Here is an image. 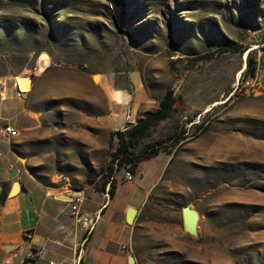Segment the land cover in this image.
<instances>
[{
    "label": "rangeland",
    "instance_id": "1",
    "mask_svg": "<svg viewBox=\"0 0 264 264\" xmlns=\"http://www.w3.org/2000/svg\"><path fill=\"white\" fill-rule=\"evenodd\" d=\"M166 89L178 110L133 149L163 139L155 163L171 155L140 214L138 264H264V0H0V124L18 131L0 142V191L11 166L51 192L107 194L124 113L143 118Z\"/></svg>",
    "mask_w": 264,
    "mask_h": 264
},
{
    "label": "crops",
    "instance_id": "2",
    "mask_svg": "<svg viewBox=\"0 0 264 264\" xmlns=\"http://www.w3.org/2000/svg\"><path fill=\"white\" fill-rule=\"evenodd\" d=\"M160 154L143 161L131 180L116 177L112 198L105 193L84 198L80 212L99 218L83 244L84 228L74 221L71 202L60 197L72 196L74 191L51 192L18 169L15 179L20 191L0 202V264H128L129 254L138 264L134 247L137 231L144 225L140 214L171 157L164 154L157 164ZM11 169L2 172L7 188L13 182ZM152 170V178L144 183ZM129 207L137 210L132 224L125 219Z\"/></svg>",
    "mask_w": 264,
    "mask_h": 264
},
{
    "label": "trees",
    "instance_id": "3",
    "mask_svg": "<svg viewBox=\"0 0 264 264\" xmlns=\"http://www.w3.org/2000/svg\"><path fill=\"white\" fill-rule=\"evenodd\" d=\"M217 49L218 52L223 53L228 50H238L239 47L237 45H227L218 47ZM200 58L202 57H196L193 59L198 60ZM255 69L256 62L254 58L248 57L244 76H254ZM177 100H179V98L174 96L173 90L166 89L154 111L148 113L143 118L136 120L135 124L130 125L125 130L116 132L118 146L111 154L110 161L107 165L108 178L102 180L101 183V189H104L109 183V188L107 190L109 198H112L115 195L118 180L114 177V172H116L118 168L128 167L134 176L137 170L141 167L143 161L157 156L161 151H168L166 143L168 140L163 139L146 143L138 152H134L133 149L148 136L152 128L178 110ZM174 137L173 143L178 144L180 141V135L174 134ZM3 189L5 190V194L0 202L6 197L7 186L3 185Z\"/></svg>",
    "mask_w": 264,
    "mask_h": 264
},
{
    "label": "water",
    "instance_id": "4",
    "mask_svg": "<svg viewBox=\"0 0 264 264\" xmlns=\"http://www.w3.org/2000/svg\"><path fill=\"white\" fill-rule=\"evenodd\" d=\"M97 75H94V77ZM94 79V78H93ZM19 84L23 88H27L28 86H31L32 80L28 76H21L19 80ZM18 173L17 168H12L9 174V178L13 180L12 185L10 189L7 192V197H14L19 191H20V183L18 180H16V176ZM4 190L1 189L0 191V200L4 197ZM61 198L70 201L71 196H60ZM137 210L134 207H129L126 211V222L128 224H132ZM181 218H182V229L187 234H190L192 236L198 235V224L200 220V213L199 211L194 208L191 204H186L182 206L181 208ZM128 264H135V258L133 254L128 255Z\"/></svg>",
    "mask_w": 264,
    "mask_h": 264
},
{
    "label": "built area",
    "instance_id": "5",
    "mask_svg": "<svg viewBox=\"0 0 264 264\" xmlns=\"http://www.w3.org/2000/svg\"><path fill=\"white\" fill-rule=\"evenodd\" d=\"M246 83H248L246 81ZM15 85L17 86V81L15 82ZM18 87V86H17ZM124 119L127 123L126 126L122 127V130H125L130 125L135 124V119L132 118V115L130 114V111H126L124 113ZM15 133H18V131L12 126L10 123H2L0 124V142L4 139L7 140L8 136H14ZM133 178L132 173L130 172L129 168L124 171L123 174V180H131ZM71 214L74 218L75 222L81 223L82 227L84 228V238L82 240V244L86 241V238L89 236V234L93 231L95 228L96 222L99 218L98 214H94L93 216H88L87 214L80 212V207L84 201V195L82 191H74L71 196ZM49 264H56L53 261H50Z\"/></svg>",
    "mask_w": 264,
    "mask_h": 264
},
{
    "label": "bare ground",
    "instance_id": "6",
    "mask_svg": "<svg viewBox=\"0 0 264 264\" xmlns=\"http://www.w3.org/2000/svg\"><path fill=\"white\" fill-rule=\"evenodd\" d=\"M20 78H21V76H17V77L15 78V80L17 81V86L19 87V89H20V91H21V88H22V87H21L20 84H19V80H20ZM96 80H98V77L96 78ZM29 88H30V86H28L26 89H23V91H27ZM17 134H18V133H15L14 136H8V139L15 137Z\"/></svg>",
    "mask_w": 264,
    "mask_h": 264
}]
</instances>
